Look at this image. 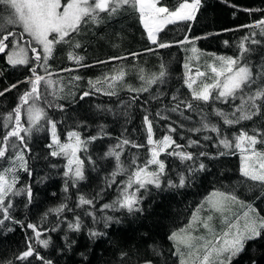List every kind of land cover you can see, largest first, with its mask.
<instances>
[{
  "label": "trees",
  "instance_id": "16d2710c",
  "mask_svg": "<svg viewBox=\"0 0 264 264\" xmlns=\"http://www.w3.org/2000/svg\"><path fill=\"white\" fill-rule=\"evenodd\" d=\"M181 2L183 0H160L162 6L171 10ZM10 11L6 5L0 3V24H4V16H9ZM262 14L264 0H201L194 20L178 21L165 27L158 35V41L170 43L171 46L159 48L148 40L138 12L125 7L112 17L102 13L101 23L85 24L78 33L71 34V43L57 45L48 62V71L52 73L54 80L62 81L63 91H59L58 85L55 98L47 95L52 106L47 107L43 102L41 106L45 107L48 118L56 122V132L61 143L68 141L67 133L70 131L79 132L81 139L87 141L77 153L84 162L85 179L75 186L69 183L68 190L65 191L68 178L64 176V172L67 170L68 158L51 155L52 151L58 149L55 146L49 147L52 144V133L46 120H42L30 135L21 133L25 136L24 142L12 138L10 142L17 145L15 151L23 152L28 168L25 171L17 164L16 188L30 187L31 198L29 199L27 191L11 197L14 206L11 211L12 219L6 220L0 226V264L7 261L12 264H43L35 254L23 261L17 259L26 250L28 243H32L39 255L44 260L51 261V264H142L145 261H151L152 264H180L174 242L169 240V236L187 224L200 201L212 190L232 192L245 204L255 205L257 211L264 216V186L242 177L239 150L234 147L225 149L218 145L217 134L209 130L190 131L201 127L199 109L188 110L181 104L179 110L172 111L178 103L173 100L174 95L179 100L191 98L190 90L184 84L186 60L194 73L197 69L204 72L209 63H202V59L212 61V53L217 56L239 55L238 44L241 38L253 31L242 26L260 19ZM7 28L20 31L19 26ZM3 31L4 27H0V32ZM186 36L194 44H180L179 41ZM29 39L25 34L20 42L26 44ZM256 39L260 37L257 36ZM75 42H79L80 47L73 50L71 45ZM193 46L198 49L197 53L191 51ZM250 48L246 60L253 67L255 75L264 65V43L250 45ZM7 51L8 49L5 53H0V92L3 93L0 95V116L14 109L19 103L20 95L30 88L27 77L31 76L30 69L34 66L9 65ZM72 51L75 55L84 57L81 64L85 66H78L75 61L68 59V53ZM132 53L137 55L133 56ZM32 55L29 51V56ZM111 57L121 59H110ZM101 61L104 63H99ZM161 63L168 70L164 83L152 85L147 92L129 90L139 89L144 84L140 79L141 74L148 76L158 73ZM116 68H123L126 75L114 89L115 95H106L104 91L96 92L90 88L89 80L102 78ZM38 72L45 75L43 68H39ZM75 76L81 79L75 81L72 79ZM201 80L194 87H198ZM210 81L211 78L208 82ZM13 84L16 85L15 88L11 87ZM256 87L257 85H253L251 90L255 91ZM85 92L90 94L85 96ZM247 92L246 89L245 94ZM239 103L237 97L229 100L227 104L210 101L207 105L201 104L200 108L209 114L212 123L219 124L229 138L238 134L242 128L249 134L255 130L264 132V106L251 120L231 126L225 125L221 118L212 114L214 108L230 113ZM157 112L160 113L159 116L156 115ZM146 114L153 121L154 139L169 134L168 128L171 125L176 129L170 133L176 143L185 146V150L192 152L197 159L182 162L176 156L161 154L160 159L166 165L161 186L157 188L148 185L147 189H141L137 210H102L103 204L116 199L120 182L128 178L127 174L118 175L116 183L111 187L107 186L106 180L114 171L116 160L106 153L122 140L128 139L132 143L117 149L121 152L120 158L125 168H129L134 158L137 164L143 165L150 155L144 125ZM21 119L27 127V115L23 111ZM5 131L0 127V138ZM93 136L97 139L90 140ZM205 136L211 139L206 140ZM189 140L199 143L187 147ZM262 146L258 144L257 149ZM221 152L225 154L220 155ZM200 153L206 155L201 156ZM14 154L10 150L6 158H0V170L11 166ZM200 163L205 165L203 170L188 172L190 166L198 169ZM131 170L134 168H130ZM150 170H155V166H150ZM178 173H184L188 177L185 186L169 187V179L179 184ZM247 191H250L248 196ZM80 195L87 198L97 197L94 209L89 205L77 208ZM62 203L67 204L72 211L65 210L59 215L49 212V209ZM93 210L96 222L92 216L85 215ZM45 213L48 215L45 216ZM75 216L82 220L79 231L68 228V221H73ZM108 216L112 220L105 226L102 217ZM2 218L0 214V219ZM29 223L38 226L41 239H49L47 248L35 240L33 230L27 227ZM213 225L219 232L224 227L223 218L216 216ZM90 230L101 235L90 236ZM202 231L204 230L201 228V235ZM231 264H264V235L248 240L244 250L232 259Z\"/></svg>",
  "mask_w": 264,
  "mask_h": 264
},
{
  "label": "snow or ice",
  "instance_id": "6c2138e0",
  "mask_svg": "<svg viewBox=\"0 0 264 264\" xmlns=\"http://www.w3.org/2000/svg\"><path fill=\"white\" fill-rule=\"evenodd\" d=\"M0 3L10 9L9 16L4 20V31L0 32V53H6L7 63L13 67L18 65H34L31 67V76L27 77V83L30 85L19 97V103L7 114L0 116V127L5 129V133L0 138V158H6V154L14 151L15 154L11 160V166L0 170V226L6 220H11V211L13 203L11 197L19 195L22 191H27L29 199L31 198V188L17 189L18 181L17 164L19 168L28 171L27 161L22 151H15L17 145L11 143L12 138H16L21 142L25 141V136L21 133L31 134L34 128H37L42 120H46L51 126L52 144L58 150L52 151V156L63 155L68 158L67 170L64 176L68 179L65 182V191L68 190V184L75 186L79 181L84 180V162L77 156L81 147L87 143L81 139V135L77 131L67 133L68 142L61 143L56 132V122L48 118L45 107L41 106V102L51 107L52 103L47 99V95L54 98L57 95V87L59 91H63L62 81L52 78V73L48 71L49 60L53 57L57 45L62 43H71L70 36L78 33L81 27L88 23L99 24L102 22V13H106L109 17L117 15L125 7L134 9L139 14L140 21L146 30L147 38L159 48L170 47L171 45L158 41V35L165 29L167 25L175 24L178 21H192L196 17V13L200 7L201 0H183L174 10L160 4V0H67L62 5L61 0H0ZM62 8V10H61ZM247 11V10H246ZM5 25L19 26L20 31L9 30ZM249 29H253L249 35L241 38L238 44L239 55L233 56H217L215 63L209 64L208 67L212 74L211 81H203L198 84L201 78L206 77L207 73L197 69L192 72L189 62L186 60L184 64V84L190 90L191 98L187 100H179L174 95L173 100L178 101L176 107L172 111H177L182 104L188 110H200L201 127L190 129V131L200 132L201 130H209L217 134L218 145L225 149L233 147L241 153L240 156V173L242 177L253 182H258L264 186V150H258L257 145H264V132L255 130L252 134L243 128L238 134H233L232 138L225 134L219 124H214L209 119V114L200 108L201 104L207 105L210 101H221L227 104L229 100H235L237 97L240 103L235 106L230 113L219 108H214L212 114L221 118L225 125H236L244 120H251L253 116L261 112L264 106V65L261 66L255 75L253 67L246 60V54L251 51L250 45H260L264 43V14L262 17L251 24L243 25ZM25 34L30 38L26 44L20 41ZM259 36L260 39H256ZM11 38V39H10ZM69 38V39H66ZM196 39H199L198 37ZM193 43L186 36L184 40L179 41L180 44ZM33 43L35 46H33ZM227 44V42H225ZM73 50L80 47L79 42L72 43ZM39 49V50H38ZM153 49H148L152 51ZM29 51L33 54L29 56ZM191 51L197 53L198 49L194 46ZM133 56L137 55L132 53ZM199 57L197 56L196 59ZM68 59L73 60L78 66L84 57L75 55L74 51L68 53ZM110 59H121L120 57H111ZM99 63H104L103 61ZM39 68H43L45 75L38 72ZM65 71H70L65 69ZM143 71V70H141ZM126 75L123 68L118 72L110 75H104L95 81L89 80L90 88L96 92L104 91L106 95H115L114 89L118 83L123 81ZM168 76L167 67L161 63L158 73L145 76L140 75V79L144 84L139 89H132L135 92H147L152 85L164 83ZM75 81L80 80L79 76L72 78ZM259 81V84L257 83ZM257 85L255 91L252 86ZM106 86V88H105ZM15 88L16 85L11 86ZM248 90L245 94V90ZM49 90H52L49 92ZM7 91V89L5 90ZM85 92L84 95H89ZM0 95H3L0 92ZM62 107V106H60ZM22 111L27 115V124L25 127L22 123ZM160 115L159 112L156 113ZM144 125L147 132V143L149 145V157L143 165H139L134 158L129 168H125L121 161V149L123 145L132 143L128 139H124L106 153L116 160V166L111 173L109 179L106 180L107 186L111 187L116 183V177L121 174H127V180L121 181L118 188V195L111 203L103 204V209H127L129 212L138 209L140 202V190L147 189L148 185H154L159 188L161 186L162 177L165 175L166 165L160 159L161 154L176 156L183 161H195L197 157L192 152L186 151L185 146L176 143L170 133L176 131L169 125L168 133L160 139H154L153 121L149 119V115L144 116ZM103 132V128H101ZM97 139L96 136L90 137V140ZM204 139H211L205 136ZM199 142L189 140L187 147L197 145ZM27 147V145H24ZM140 147V145H134ZM221 152L220 155H224ZM201 156L206 153H200ZM155 166V170H150V166ZM74 166V167H73ZM130 168L134 170L130 171ZM205 165L199 164L198 169L189 167L188 172L192 173L197 170H203ZM179 184H175L172 180H168L169 187H184L188 177L184 173H178ZM135 186V187H134ZM100 194L98 193L97 196ZM97 197L87 198L85 195L78 196L77 208L85 205L92 206L94 209V201ZM240 205L241 208L247 210L241 214L232 213L231 209L234 205ZM207 207L209 214L201 216V211ZM65 210L72 211L67 204H60L56 208L49 209V212L61 214ZM214 214H219L223 218L224 227L217 232L213 225ZM48 213H45L47 216ZM85 215L93 217L96 222L95 211H88ZM107 226V222L112 217H102ZM21 224V221H14ZM82 226V220L79 216H75L73 221H68V228L73 231H79ZM29 229L33 230L35 240L47 248L49 239H41V231L38 230L36 224H27ZM205 231L204 235H196L199 229ZM55 229H53L54 231ZM90 236L101 235V233L90 230ZM264 235V216L251 204H245L244 201L232 192H224L215 190L211 192L204 201L192 213L188 223L169 236V240L174 242L176 254L180 257V264H231L232 259L242 252L248 240L255 239ZM31 240V238H29ZM36 255L43 261V264H51V261L44 260L39 252L33 247L32 243H28L25 251L21 252L17 257L18 260H26L28 257ZM5 264H12L11 261ZM145 264H151V261H145Z\"/></svg>",
  "mask_w": 264,
  "mask_h": 264
},
{
  "label": "rangeland",
  "instance_id": "374dc122",
  "mask_svg": "<svg viewBox=\"0 0 264 264\" xmlns=\"http://www.w3.org/2000/svg\"><path fill=\"white\" fill-rule=\"evenodd\" d=\"M67 2V0H61V3H62V5L63 4H65ZM189 2H191V1H189ZM61 10H62V8H61ZM8 16L7 15H5L4 16V20L7 18ZM9 26H13V25H5V27H9ZM15 27V26H14ZM168 44H170V43H168ZM196 56V55H195ZM208 57H210V56H208ZM203 62H208L209 64H212V62L213 63H215L216 61H215V58H212V61H211V59H205V58H203L202 59V63ZM120 69H118V68H116V69H114L110 74H114V73H116V72H118ZM205 73H207V76L206 77H204L201 81L203 82V81H207L208 82V80L211 78V76H210V69L207 67V68H204V70H203ZM195 73V72H194ZM110 74H107V75H110ZM103 77V76H102ZM68 142V141H67ZM66 143V142H65ZM258 150H264V145L261 147V148H259ZM239 154H240V156H241V153L239 152ZM78 156V155H77ZM74 167V166H73ZM213 191H215V190H212L211 192H213ZM221 191V190H220ZM210 192V193H211ZM249 192L250 191H247L246 192V196H248V194H249ZM209 193V194H210ZM208 194V195H209ZM207 195V196H208ZM206 196V197H207ZM204 199H205V197L200 201V203L198 204V206L201 204V202L202 201H204ZM237 206V208L235 209V207ZM255 209H256V211H257V207L255 206V205H252ZM239 208V209H238ZM232 209H234V210H232ZM232 209H231V212L229 213V215H231L232 213H236V214H241L242 212H244V211H246L247 209L246 208H244V209H242L241 207H240V205H234L233 207H232ZM257 212H259V211H257ZM260 213V212H259ZM209 214V212H208V209H207V207H205L202 211H201V213H200V215L201 216H206V215H208ZM260 215H261V213H260ZM216 216H220L219 214H214V218L216 217ZM262 216V215H261ZM191 219V217L189 218V220ZM188 220V221H189ZM188 223V222H187ZM196 235H201V232H200V229L197 231V233H195ZM205 234V231H202V235H204ZM179 257V256H178ZM179 259H180V257H179ZM142 264H145V263H142ZM152 264V263H151Z\"/></svg>",
  "mask_w": 264,
  "mask_h": 264
}]
</instances>
